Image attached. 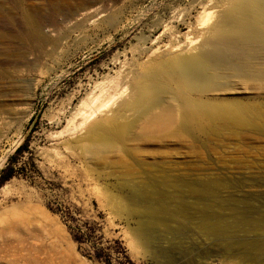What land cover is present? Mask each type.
<instances>
[{
  "label": "rangeland",
  "instance_id": "1",
  "mask_svg": "<svg viewBox=\"0 0 264 264\" xmlns=\"http://www.w3.org/2000/svg\"><path fill=\"white\" fill-rule=\"evenodd\" d=\"M18 1L0 0V63L13 74L0 80L10 128L0 129V264H199L214 252L264 257V129L224 128L204 146L192 137L159 143L168 134L138 129L129 154L125 145L85 138L83 113L97 86L121 81L137 61L138 37L176 0H25L44 27V49L28 39ZM97 4L110 9L113 22H64L70 11ZM21 55L41 58L10 66ZM222 96L260 106L264 79L231 78ZM15 225L52 232L13 237ZM41 239L58 240L60 250L65 240L62 256L33 249Z\"/></svg>",
  "mask_w": 264,
  "mask_h": 264
},
{
  "label": "bare ground",
  "instance_id": "2",
  "mask_svg": "<svg viewBox=\"0 0 264 264\" xmlns=\"http://www.w3.org/2000/svg\"><path fill=\"white\" fill-rule=\"evenodd\" d=\"M19 1L17 8L30 30L28 39L32 41L33 38L36 42L32 43H37L39 48L45 47L47 43L41 38L44 33L42 23L33 17L25 0ZM183 3L184 0L171 3L165 13L149 24L148 31L138 37L137 61L122 74L120 82L97 86L100 91L84 111L81 123L87 126V140L109 148L117 143L125 145V152L129 154L126 144L137 139L134 133L138 129L145 133L168 134L161 136L159 143L192 137L203 146L224 128L264 129V104L256 106L222 96L231 78L264 79V0H192L188 6ZM93 7L70 11L69 15L63 16L64 22L76 27L102 17L113 22L110 9L99 5ZM197 9L196 21L192 22L190 14ZM147 10L144 11L148 14ZM181 27L187 28L186 32H181ZM57 49L55 44L45 55ZM18 58V62L10 63V66H30L41 57L33 59L21 55ZM142 58L145 60L140 62ZM6 66L8 63H0V80L13 76ZM7 113L0 110V129L6 126ZM2 130L0 132L5 131ZM37 227L15 225L10 234L13 233V237H42L47 227ZM48 230L46 234L49 232L50 235L51 230ZM45 241L41 239V243L32 248L39 252L52 250L62 256L65 240L61 250L58 240L53 244Z\"/></svg>",
  "mask_w": 264,
  "mask_h": 264
},
{
  "label": "water",
  "instance_id": "3",
  "mask_svg": "<svg viewBox=\"0 0 264 264\" xmlns=\"http://www.w3.org/2000/svg\"><path fill=\"white\" fill-rule=\"evenodd\" d=\"M199 264H264V257L246 252H214L202 256Z\"/></svg>",
  "mask_w": 264,
  "mask_h": 264
},
{
  "label": "trees",
  "instance_id": "4",
  "mask_svg": "<svg viewBox=\"0 0 264 264\" xmlns=\"http://www.w3.org/2000/svg\"><path fill=\"white\" fill-rule=\"evenodd\" d=\"M22 150H24V146H21V147H19V148L17 149L18 152H22ZM11 177H12L11 175L6 176V177L3 179V181H7V180H9ZM83 239H85L84 236H81V237H80V236H76V237H75V240H77V241H79V242H82Z\"/></svg>",
  "mask_w": 264,
  "mask_h": 264
}]
</instances>
